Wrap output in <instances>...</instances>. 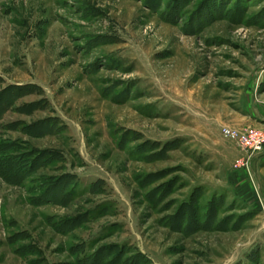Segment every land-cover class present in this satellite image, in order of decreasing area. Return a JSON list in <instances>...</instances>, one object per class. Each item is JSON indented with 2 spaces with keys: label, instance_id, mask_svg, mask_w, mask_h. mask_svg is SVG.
<instances>
[{
  "label": "rangeland",
  "instance_id": "obj_1",
  "mask_svg": "<svg viewBox=\"0 0 264 264\" xmlns=\"http://www.w3.org/2000/svg\"><path fill=\"white\" fill-rule=\"evenodd\" d=\"M264 0H0V264H264Z\"/></svg>",
  "mask_w": 264,
  "mask_h": 264
},
{
  "label": "built area",
  "instance_id": "obj_2",
  "mask_svg": "<svg viewBox=\"0 0 264 264\" xmlns=\"http://www.w3.org/2000/svg\"><path fill=\"white\" fill-rule=\"evenodd\" d=\"M222 134L251 154L258 153L264 144V132L250 126L243 129L223 127Z\"/></svg>",
  "mask_w": 264,
  "mask_h": 264
}]
</instances>
